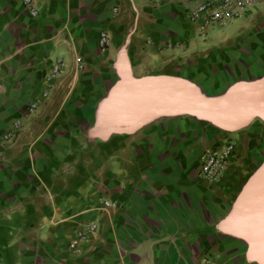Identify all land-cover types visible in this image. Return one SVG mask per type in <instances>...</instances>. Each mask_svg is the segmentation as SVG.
Segmentation results:
<instances>
[{"label":"crops","instance_id":"crops-1","mask_svg":"<svg viewBox=\"0 0 264 264\" xmlns=\"http://www.w3.org/2000/svg\"><path fill=\"white\" fill-rule=\"evenodd\" d=\"M201 1L0 0V133L19 122L0 145V264H260L219 225L264 160V122L229 132L161 115L94 131L108 96L130 99L149 78L188 81L205 97L264 79V0L203 37L187 16ZM220 138L234 152L209 181L200 156ZM88 222L95 231L69 249Z\"/></svg>","mask_w":264,"mask_h":264},{"label":"water","instance_id":"water-1","mask_svg":"<svg viewBox=\"0 0 264 264\" xmlns=\"http://www.w3.org/2000/svg\"><path fill=\"white\" fill-rule=\"evenodd\" d=\"M137 83L130 87L132 98L110 95L99 107L94 125L98 136L130 132L161 115H190L229 132L253 119L264 122V79L236 82L214 97L203 96L194 84L177 78L156 77ZM100 121L105 129L97 128ZM219 228L244 239L249 257L264 264V160L243 183Z\"/></svg>","mask_w":264,"mask_h":264},{"label":"built area","instance_id":"built-area-1","mask_svg":"<svg viewBox=\"0 0 264 264\" xmlns=\"http://www.w3.org/2000/svg\"><path fill=\"white\" fill-rule=\"evenodd\" d=\"M24 5L30 6L31 0H22ZM255 0H206L195 3L188 8V19L196 22L197 30L201 37L204 36L205 30L212 27V24L217 26H223L230 23L232 20L239 17L243 11L253 4ZM31 15L36 14V10L29 7ZM98 45L103 48L106 45V35L104 32H100L98 37ZM79 58L77 61L79 62ZM64 62L61 58H57L51 65L50 76H54L59 73L63 67ZM78 69L82 67L81 64H77ZM29 110H32V105L29 106ZM18 120L12 122L10 129L0 133V145L12 137L13 129L18 126ZM234 152V143L231 140H226L222 145H212L205 148L201 154V161L198 166V174L209 181L219 180L226 171L230 159ZM105 208H115L116 202L112 200H101ZM96 224L94 222H88L82 227H79L74 232V237L68 242L67 246L71 250H76L78 242L86 241L88 237L95 231Z\"/></svg>","mask_w":264,"mask_h":264},{"label":"rangeland","instance_id":"rangeland-1","mask_svg":"<svg viewBox=\"0 0 264 264\" xmlns=\"http://www.w3.org/2000/svg\"><path fill=\"white\" fill-rule=\"evenodd\" d=\"M202 1H206V0H202ZM189 7H187V9H188ZM227 24H225V25H223V26H226ZM214 27H222V26H217V24H212V27L211 28H214ZM220 140H222V142L224 143L225 141H226V139H221L220 138ZM201 154V153H200ZM199 157V156H198ZM200 161H201V156H200ZM200 161H199V163H200Z\"/></svg>","mask_w":264,"mask_h":264}]
</instances>
